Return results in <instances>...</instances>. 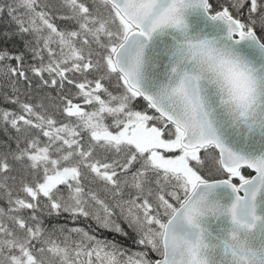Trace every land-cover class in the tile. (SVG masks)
Here are the masks:
<instances>
[{
  "label": "snow or ice",
  "instance_id": "obj_1",
  "mask_svg": "<svg viewBox=\"0 0 264 264\" xmlns=\"http://www.w3.org/2000/svg\"><path fill=\"white\" fill-rule=\"evenodd\" d=\"M0 264H264V0H0Z\"/></svg>",
  "mask_w": 264,
  "mask_h": 264
}]
</instances>
